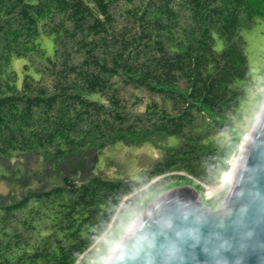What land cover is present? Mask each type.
I'll return each mask as SVG.
<instances>
[{
  "label": "trees",
  "instance_id": "1",
  "mask_svg": "<svg viewBox=\"0 0 264 264\" xmlns=\"http://www.w3.org/2000/svg\"><path fill=\"white\" fill-rule=\"evenodd\" d=\"M261 17L264 0H0V264L97 261L122 225L109 220L117 201L131 207L135 191L183 175L198 191L217 184L225 160L206 139L239 114L250 78L241 30ZM165 136L180 145L148 188L97 171L115 143Z\"/></svg>",
  "mask_w": 264,
  "mask_h": 264
},
{
  "label": "water",
  "instance_id": "2",
  "mask_svg": "<svg viewBox=\"0 0 264 264\" xmlns=\"http://www.w3.org/2000/svg\"><path fill=\"white\" fill-rule=\"evenodd\" d=\"M256 121L260 126L251 128L218 209L207 206L193 185L172 188L145 210V226L132 223L115 248L128 253L154 220L181 215L202 227L200 241L185 246L179 264H264V106ZM126 260L145 264L143 256Z\"/></svg>",
  "mask_w": 264,
  "mask_h": 264
},
{
  "label": "rangeland",
  "instance_id": "3",
  "mask_svg": "<svg viewBox=\"0 0 264 264\" xmlns=\"http://www.w3.org/2000/svg\"><path fill=\"white\" fill-rule=\"evenodd\" d=\"M241 34L246 40L250 78L248 81L242 83L245 95L240 104L239 114L234 124L227 128V131L214 134L206 139V147L213 153L224 156L225 160L218 183L204 186V189L199 190L205 203L207 200H216L213 201L217 205L216 207L209 206L213 209H218L221 206L228 185L231 182L230 178L232 174H225L228 170L226 165L229 168L230 163L238 159L249 131L264 106V18H257L255 24L250 28L243 27ZM44 46L49 54L53 53L52 40L44 39ZM217 48L221 49L222 43L219 42ZM25 63L26 60L21 58H15L12 62V68L18 72L21 80L23 77L22 68ZM139 109L142 110V108ZM179 145L180 139L175 136H165L152 143L126 144L118 142L101 153L97 164V171L105 173L106 176L114 180L144 181L142 183L143 189L148 188L150 184L157 180H150L149 178L150 172L157 160L162 158L167 149L177 148ZM183 176L185 177L183 180L160 188L162 189L161 194L172 188L195 185L193 184L194 180L188 176ZM196 183L200 184L199 182ZM196 187L198 188V186ZM210 188L217 191L212 192L209 190ZM0 193L3 195L8 193V188L3 182H0ZM130 225H128V229ZM105 241V245H111L115 248L120 240H113L109 237ZM88 264H96V261L93 258Z\"/></svg>",
  "mask_w": 264,
  "mask_h": 264
},
{
  "label": "clouds",
  "instance_id": "4",
  "mask_svg": "<svg viewBox=\"0 0 264 264\" xmlns=\"http://www.w3.org/2000/svg\"><path fill=\"white\" fill-rule=\"evenodd\" d=\"M259 126L260 122L256 121L252 126V130H255V128ZM249 136H251V131H249ZM227 172L225 174H227ZM234 172L235 169L232 172L231 180ZM133 189H138V184L133 187ZM211 189L212 188L209 190L212 192L217 191ZM161 192L162 189L158 186H153L152 189L146 193L135 191V194L128 201L131 207L120 208L119 201L114 203L108 211L109 220L112 215L118 214V219L122 221V225L118 230L110 233L111 239L121 240L127 232L128 225L134 222L137 223L138 226L141 224L144 225L143 217L145 210L151 205L153 200L161 195ZM108 222V220L102 222L100 229H98V234L103 233L105 225ZM201 227L202 225L200 223L189 222L181 215L160 217L153 221V226L151 228L140 234V237L144 239L141 241V246L138 251L136 249V244L131 247L128 253H124L111 245L101 243L98 245L101 249L99 254L101 259H98L96 264H127L126 255L133 257V254H135L136 257L143 256L145 264H179L183 259L185 246L189 243L194 245L200 241ZM94 244H96L95 240L91 242L90 247Z\"/></svg>",
  "mask_w": 264,
  "mask_h": 264
},
{
  "label": "snow or ice",
  "instance_id": "5",
  "mask_svg": "<svg viewBox=\"0 0 264 264\" xmlns=\"http://www.w3.org/2000/svg\"><path fill=\"white\" fill-rule=\"evenodd\" d=\"M139 227H140V228H143L144 225L141 224ZM143 239H144L143 237H140L139 239L136 240L135 244H136V249H137V251L139 250V247L141 246V241H142ZM135 257H136L135 254H133V258H135Z\"/></svg>",
  "mask_w": 264,
  "mask_h": 264
},
{
  "label": "built area",
  "instance_id": "6",
  "mask_svg": "<svg viewBox=\"0 0 264 264\" xmlns=\"http://www.w3.org/2000/svg\"><path fill=\"white\" fill-rule=\"evenodd\" d=\"M237 165V160L234 162H231L229 165V171L227 172V174H232L233 170L236 168ZM214 190V189H211Z\"/></svg>",
  "mask_w": 264,
  "mask_h": 264
}]
</instances>
